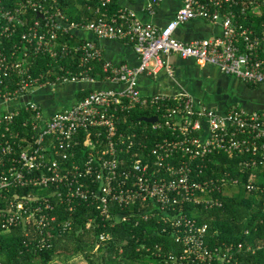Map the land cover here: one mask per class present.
I'll return each mask as SVG.
<instances>
[{
    "label": "built area",
    "instance_id": "1",
    "mask_svg": "<svg viewBox=\"0 0 264 264\" xmlns=\"http://www.w3.org/2000/svg\"><path fill=\"white\" fill-rule=\"evenodd\" d=\"M112 1L85 0L89 18L72 20L59 0H0V232L20 229L23 244L47 245L45 231L59 213L71 214L84 203L112 226L156 223L180 246L177 252L157 246L155 256L165 264H240L261 245H211L207 226L186 209L221 207V194L239 188L264 198V173L258 174L264 168V113L236 106L218 112L187 93L143 95L138 76L168 68V57L176 54L247 83H264V29L257 34L248 23L261 14L264 0H180L161 27L124 6L111 12ZM193 19L218 23L221 31L177 39L175 29ZM98 39L131 43L138 64L103 58ZM45 56L57 70L46 80L41 73V80L33 70ZM66 82L91 86L48 116L29 100V89ZM107 83L113 85H102ZM136 109L156 120H130ZM218 154L237 156L246 180L206 173ZM70 223L64 218L61 231Z\"/></svg>",
    "mask_w": 264,
    "mask_h": 264
},
{
    "label": "trees",
    "instance_id": "2",
    "mask_svg": "<svg viewBox=\"0 0 264 264\" xmlns=\"http://www.w3.org/2000/svg\"><path fill=\"white\" fill-rule=\"evenodd\" d=\"M59 6L72 20L89 18L85 0H59ZM116 7L113 0L110 11L113 12ZM248 23H253L257 34L262 31L264 9L260 15H254ZM54 70H57L55 61L45 56V59H38L33 76L40 78V74L44 73L46 80L53 77ZM146 113L142 109H136L130 120L136 121ZM22 117L23 115L20 114L18 119ZM216 159L218 163H213L206 173L215 176L228 172L239 177L241 181L246 180L248 174L241 172L240 167H236L239 161L237 156L218 154ZM263 173L264 168L258 170L259 176ZM17 190L26 191L21 187ZM240 191L242 193H238ZM229 192L221 194L220 198L223 199L221 207L205 209L201 205H191L187 207L186 213L207 226L206 240L211 245H218L223 241L242 242L244 246L251 245L253 248L261 245L254 253L246 252L248 255L240 264H264L263 195L258 191L247 193L242 188L235 193L231 191L232 194L228 195ZM64 218L71 220L70 228L61 231L60 227ZM90 218L91 223L88 222ZM57 222L60 224L59 227ZM55 223L45 231L49 236L48 244L41 246L35 243L23 244L20 239V229L6 233L0 232L2 264H48L55 258H62L64 261L78 255H81L86 264H165L162 259L155 256L158 245L162 252L163 250L180 251V246L174 243L168 234H162L156 223L147 221L135 226L134 222L129 221L112 226L84 203L77 204L71 214L61 211ZM246 228L250 230L249 234H244ZM100 235H107V237L100 239Z\"/></svg>",
    "mask_w": 264,
    "mask_h": 264
},
{
    "label": "crops",
    "instance_id": "3",
    "mask_svg": "<svg viewBox=\"0 0 264 264\" xmlns=\"http://www.w3.org/2000/svg\"><path fill=\"white\" fill-rule=\"evenodd\" d=\"M115 4L117 7L124 6L132 9L141 21L161 27L173 17L180 5V0H161L158 4L150 0H115ZM151 5H154L152 12L150 11ZM220 31L221 27L218 23L193 19L178 26L174 31V36L183 41H190L196 38L213 37ZM76 34L80 37L93 38L88 32L77 31ZM96 42L103 58L114 63H125L130 67L138 64L139 58L131 43L117 39H98ZM261 54L264 55V44ZM168 61V68L164 67L154 75L143 73L138 76L140 92L143 95L187 93L197 102L205 103L218 112L236 106L248 113H264V83H247L233 75L221 72L214 65H199L191 58H182L176 54L170 55ZM189 79L195 83L193 89L186 87L185 81ZM81 84L87 85L84 88L91 86ZM198 92L202 93L201 96H205L204 100L197 98ZM79 93L81 89L76 91V98L80 96ZM44 115L50 114L44 112Z\"/></svg>",
    "mask_w": 264,
    "mask_h": 264
},
{
    "label": "rangeland",
    "instance_id": "4",
    "mask_svg": "<svg viewBox=\"0 0 264 264\" xmlns=\"http://www.w3.org/2000/svg\"><path fill=\"white\" fill-rule=\"evenodd\" d=\"M187 88H194V82L189 80L185 81ZM85 86L80 82H66L62 84H45L42 87L34 88V90H28L29 100L33 102H39L45 114H51L64 107H67L76 100V91L83 89ZM83 87V88H81ZM201 92H198L197 98L203 99L205 96H201ZM75 98V99H74ZM39 99V100H38ZM145 125V123H143ZM234 191V190H232ZM242 193V191L238 192ZM48 264H86L81 255L74 256L68 260L53 259Z\"/></svg>",
    "mask_w": 264,
    "mask_h": 264
},
{
    "label": "water",
    "instance_id": "5",
    "mask_svg": "<svg viewBox=\"0 0 264 264\" xmlns=\"http://www.w3.org/2000/svg\"><path fill=\"white\" fill-rule=\"evenodd\" d=\"M139 120L144 122H154L156 117H140Z\"/></svg>",
    "mask_w": 264,
    "mask_h": 264
}]
</instances>
